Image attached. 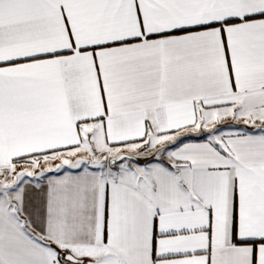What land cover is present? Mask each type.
Here are the masks:
<instances>
[{
  "label": "snow or ice",
  "instance_id": "1",
  "mask_svg": "<svg viewBox=\"0 0 264 264\" xmlns=\"http://www.w3.org/2000/svg\"><path fill=\"white\" fill-rule=\"evenodd\" d=\"M0 264H264V0H0Z\"/></svg>",
  "mask_w": 264,
  "mask_h": 264
}]
</instances>
